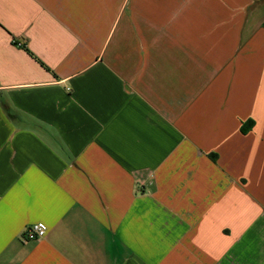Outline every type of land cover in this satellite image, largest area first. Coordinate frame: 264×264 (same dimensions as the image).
<instances>
[{
    "label": "crops",
    "instance_id": "crops-1",
    "mask_svg": "<svg viewBox=\"0 0 264 264\" xmlns=\"http://www.w3.org/2000/svg\"><path fill=\"white\" fill-rule=\"evenodd\" d=\"M0 264H264V0H0Z\"/></svg>",
    "mask_w": 264,
    "mask_h": 264
},
{
    "label": "built area",
    "instance_id": "built-area-1",
    "mask_svg": "<svg viewBox=\"0 0 264 264\" xmlns=\"http://www.w3.org/2000/svg\"><path fill=\"white\" fill-rule=\"evenodd\" d=\"M46 232L45 225L41 223L33 224L24 229L22 232V238L23 239H38L44 236Z\"/></svg>",
    "mask_w": 264,
    "mask_h": 264
}]
</instances>
